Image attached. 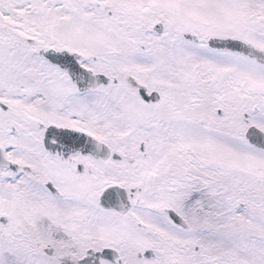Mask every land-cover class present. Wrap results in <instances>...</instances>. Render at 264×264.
Wrapping results in <instances>:
<instances>
[{"label": "snow or ice", "instance_id": "6c2138e0", "mask_svg": "<svg viewBox=\"0 0 264 264\" xmlns=\"http://www.w3.org/2000/svg\"><path fill=\"white\" fill-rule=\"evenodd\" d=\"M0 264H264V0H0Z\"/></svg>", "mask_w": 264, "mask_h": 264}]
</instances>
